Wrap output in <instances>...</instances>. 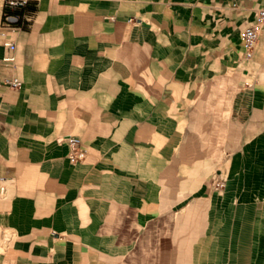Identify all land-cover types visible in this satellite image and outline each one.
I'll return each mask as SVG.
<instances>
[{
	"label": "crops",
	"instance_id": "obj_1",
	"mask_svg": "<svg viewBox=\"0 0 264 264\" xmlns=\"http://www.w3.org/2000/svg\"><path fill=\"white\" fill-rule=\"evenodd\" d=\"M257 8L29 0L0 36V264H264Z\"/></svg>",
	"mask_w": 264,
	"mask_h": 264
},
{
	"label": "built area",
	"instance_id": "obj_2",
	"mask_svg": "<svg viewBox=\"0 0 264 264\" xmlns=\"http://www.w3.org/2000/svg\"><path fill=\"white\" fill-rule=\"evenodd\" d=\"M29 0H2V17L0 21V36L3 35V29L17 30L22 27V18L24 13L21 12L28 4ZM264 24V8H257L254 11L253 19L248 22L241 31V42L243 44V57L249 59L252 57L254 49L258 42L262 26ZM9 49L14 48L13 41L5 42ZM5 83L12 88H17L20 82L17 79L5 80ZM68 147L67 159L71 163L78 162L85 157V149L81 146L80 141L75 136L66 138ZM216 189L224 187V179L216 176L213 180Z\"/></svg>",
	"mask_w": 264,
	"mask_h": 264
},
{
	"label": "trees",
	"instance_id": "obj_3",
	"mask_svg": "<svg viewBox=\"0 0 264 264\" xmlns=\"http://www.w3.org/2000/svg\"><path fill=\"white\" fill-rule=\"evenodd\" d=\"M26 6H27V5H26ZM26 6L23 8V10H22L21 12H23V13L25 12V8H26ZM21 25H22V24H21Z\"/></svg>",
	"mask_w": 264,
	"mask_h": 264
}]
</instances>
